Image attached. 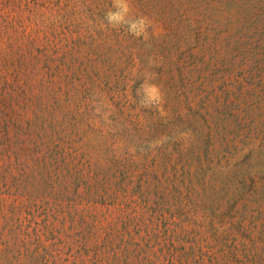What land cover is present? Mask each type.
I'll return each mask as SVG.
<instances>
[{
    "label": "rangeland",
    "instance_id": "rangeland-1",
    "mask_svg": "<svg viewBox=\"0 0 264 264\" xmlns=\"http://www.w3.org/2000/svg\"><path fill=\"white\" fill-rule=\"evenodd\" d=\"M3 160L0 264L264 239V0H0Z\"/></svg>",
    "mask_w": 264,
    "mask_h": 264
},
{
    "label": "trees",
    "instance_id": "trees-1",
    "mask_svg": "<svg viewBox=\"0 0 264 264\" xmlns=\"http://www.w3.org/2000/svg\"><path fill=\"white\" fill-rule=\"evenodd\" d=\"M3 165L0 167V186L9 185L11 173L9 171V165L7 162L2 161ZM231 225V224H229ZM253 230L256 227L252 228ZM254 232V231H253ZM222 232L221 234H224ZM229 245H226L228 241H224L221 244V239L217 240V244L224 247L223 250L218 251L217 256L212 255L213 258L209 257L208 264H264V239L263 237L249 238L247 241L236 242L230 240ZM175 240L170 242L168 247L165 248L166 253L170 257L174 264H205L203 255L194 253H178L174 248ZM201 244L196 243V250L201 252ZM192 250V249H191ZM193 251V250H192ZM213 254V253H212ZM241 256V257H240ZM242 258V259H240ZM249 259H251L249 261ZM34 261L38 264L46 261L44 255H40L38 252L34 257ZM27 260L22 259V263H27Z\"/></svg>",
    "mask_w": 264,
    "mask_h": 264
},
{
    "label": "clouds",
    "instance_id": "clouds-1",
    "mask_svg": "<svg viewBox=\"0 0 264 264\" xmlns=\"http://www.w3.org/2000/svg\"><path fill=\"white\" fill-rule=\"evenodd\" d=\"M107 18L109 20V23H112L114 21L119 22L121 19V17L119 15H113V14H109ZM141 23H142V21H141ZM133 27H135V25H133ZM137 34H139V33H137ZM151 91L157 92L158 90L154 87L153 89H151Z\"/></svg>",
    "mask_w": 264,
    "mask_h": 264
}]
</instances>
